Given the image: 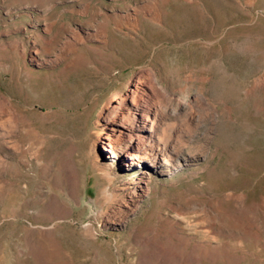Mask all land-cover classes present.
<instances>
[{
  "label": "rangeland",
  "instance_id": "rangeland-1",
  "mask_svg": "<svg viewBox=\"0 0 264 264\" xmlns=\"http://www.w3.org/2000/svg\"><path fill=\"white\" fill-rule=\"evenodd\" d=\"M155 72L207 137L126 182L98 109ZM262 77L264 0H0V264H264Z\"/></svg>",
  "mask_w": 264,
  "mask_h": 264
},
{
  "label": "bare ground",
  "instance_id": "bare-ground-1",
  "mask_svg": "<svg viewBox=\"0 0 264 264\" xmlns=\"http://www.w3.org/2000/svg\"><path fill=\"white\" fill-rule=\"evenodd\" d=\"M201 72V88L206 89L210 83V88L215 91L214 100L223 110L225 97H236L237 94L233 90L228 94L225 91L227 75L222 70V62H217L216 70L205 69ZM192 80L193 77L187 76L184 81L189 83ZM261 82L264 83V77ZM170 96L168 89L160 85L157 72L153 75V83L146 81L143 73V77H131L126 85L113 91L99 107L98 118L108 130L102 132L100 137L102 148L113 152L116 158H124L123 168L126 172H137L127 178L126 182H131L132 177L143 181L152 175L155 168L157 173L166 174L170 172L167 168L173 164L180 167L176 162L185 157L184 149L188 144L202 135L199 130L203 129V137H207V113L203 112L200 105L196 107V97L191 101L185 98L180 105L185 113H179L177 109H169ZM180 114L184 115L179 116L183 123L172 124V118ZM194 127H197L196 131ZM195 154V150L187 152L186 155L190 157L186 160L195 157ZM141 168L144 170L140 172ZM174 170L177 169L174 167Z\"/></svg>",
  "mask_w": 264,
  "mask_h": 264
}]
</instances>
